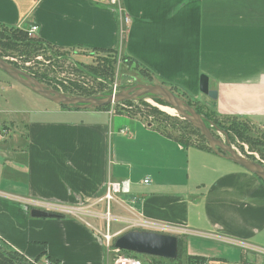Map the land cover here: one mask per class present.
<instances>
[{"label": "crops", "instance_id": "crops-1", "mask_svg": "<svg viewBox=\"0 0 264 264\" xmlns=\"http://www.w3.org/2000/svg\"><path fill=\"white\" fill-rule=\"evenodd\" d=\"M112 1L0 0V23L36 25L35 37L61 49L121 52L155 84L264 131V0ZM202 75L216 100L200 92ZM8 84L35 110L0 107V242L30 261L112 264L93 220L106 226L107 182H128L129 193L110 204L116 238L138 217L188 231L175 236L202 264L264 263L236 245L264 249L262 179L135 115L53 109ZM9 102L0 98V106ZM6 113L14 116L2 121ZM36 203L84 215L34 218L32 210L44 211Z\"/></svg>", "mask_w": 264, "mask_h": 264}, {"label": "rangeland", "instance_id": "rangeland-1", "mask_svg": "<svg viewBox=\"0 0 264 264\" xmlns=\"http://www.w3.org/2000/svg\"><path fill=\"white\" fill-rule=\"evenodd\" d=\"M33 37L37 38L35 37V34L32 36V38ZM46 51L47 52L45 53V56H39L35 60H32L31 62L26 64L27 67H30L32 69L31 71L23 68L22 65H24V63L22 62V59H20L17 55L9 54L11 53L9 51L7 53L3 51V54L7 55L8 57L1 58L6 59L8 62L16 63L20 66L18 67L19 70L28 73L31 76H33L32 72L46 73L48 75V79H46L45 82H40L38 79L37 80L49 89H53L69 95L71 94L67 92L65 90V87L60 83V81L64 79L65 81H67L66 85H68L69 87L71 86V82L69 81H75L78 83V85L86 87L87 89H91L94 92V95H92V97L98 98L107 97L112 94H118L138 85L155 84L156 82L155 80L147 79L148 74L146 73V70H142L138 66H136V68H133L134 63L132 62V60L125 57L121 52L112 54L98 50L88 51L82 49H61ZM47 57H50L51 59L47 60ZM105 60L111 61L112 64V71L109 72L108 76H105V73H102L101 71H94L95 68L102 67V63H104ZM0 80L2 81V83H0V98L4 97L5 99L8 98L10 100V107L0 106L1 110H6V112H18L23 109L28 111L35 110L31 103H28V101L26 102L24 97H21L20 93H18L16 90H11L8 83L16 85L23 93H25V95H29L31 99H37L38 101L42 102L43 106L45 107H51L53 109H59V107L61 108V106L39 96L25 86L19 84L2 70H0ZM161 86L172 91L174 95H176V97L185 102L187 106L191 107L203 119L208 128H210L212 133L219 140L227 145L232 146L239 155L246 158L247 160L264 166L263 130L247 121H233L231 119L227 120L226 118H220L216 116L212 108L207 103L202 102L201 100L187 94L181 88L170 87L169 85ZM157 101H159L160 103H158ZM145 104H149L152 107H155L168 116L178 117L182 119L177 114V112L168 113L164 111L160 106L169 107V105L152 96H144L139 99L133 100L129 105L124 104V102L120 104H113L109 106L108 110L113 109L119 113L137 112V117L144 119L146 122L153 123L156 127L165 130L173 137L184 142L185 144L201 143L203 145H208L207 141L202 142V140L197 135H185L183 131H179V129H181V126L172 128L173 126L169 122H158L157 118H159L160 116L151 115L147 110ZM39 108H42V106ZM10 109H13V111H11ZM12 114H2L1 120L7 121L10 116H14ZM160 118L162 119V117ZM230 128H236L237 130L239 129V131H242L244 140L236 137L235 133L230 132V130H228ZM93 223L96 224L98 230L105 234L107 233V226H105L103 223L100 224L98 222H95L94 220ZM116 227V223L113 222L111 231L114 232ZM186 238L188 239V242L192 239H198L200 238V236L187 235ZM102 239L104 240V237H102ZM139 260L142 262V264H146L147 262H149L148 258L142 255L139 256ZM39 262L40 263L38 264H53L49 259L41 260Z\"/></svg>", "mask_w": 264, "mask_h": 264}, {"label": "water", "instance_id": "water-1", "mask_svg": "<svg viewBox=\"0 0 264 264\" xmlns=\"http://www.w3.org/2000/svg\"><path fill=\"white\" fill-rule=\"evenodd\" d=\"M0 70L4 71L19 84L25 86L39 96L52 101L59 106H65L74 109H99L113 104H120L126 101H133L144 96L155 97L176 110L177 114L185 121L197 129L206 139L209 147L218 155L239 165L246 171L256 175L264 180V166L249 161L239 155L232 146L219 140L208 128L203 119L189 106L180 100L172 91L158 85H138L118 94H112L107 97H82L65 94L53 89H49L40 83L36 78L28 73L22 72L10 64L6 59L0 57ZM200 92L212 100H216L218 93L209 87V79L202 75L200 77ZM34 218H57V214L47 211L34 209L31 211ZM116 249L135 253L138 255H147L160 257L169 260L178 258V237L175 235L154 233L149 231L133 230L117 237L114 244Z\"/></svg>", "mask_w": 264, "mask_h": 264}, {"label": "trees", "instance_id": "trees-1", "mask_svg": "<svg viewBox=\"0 0 264 264\" xmlns=\"http://www.w3.org/2000/svg\"><path fill=\"white\" fill-rule=\"evenodd\" d=\"M46 50H61V48L56 47L40 38H32L28 36L27 31L23 29H19L13 26H7L4 24L0 23V57H8L7 55L3 54L4 52H11L9 54L11 55H17L20 59H22V62L24 65H22L23 68H26L28 70H32L30 67H27L26 64L31 62L32 60H35L39 56H45V53L47 52ZM96 51V50H94ZM98 51H103L107 53H117V51L114 50H98ZM50 57H47V60H50ZM129 59V58H128ZM131 60V59H130ZM134 63V61H132ZM10 64L14 65L15 67H20L16 63L9 62ZM103 66L99 68H95V72L101 71L102 73H105V76L109 75V72L112 71V64L111 61H106L102 63ZM101 64V65H102ZM100 65V66H101ZM144 70V69H142ZM147 72V71H146ZM148 74V73H147ZM32 75L34 78L38 79L40 82H45L46 79H48V75L46 73H39V72H32ZM69 81V79H68ZM65 79L60 81V83L65 87V90L69 92L71 95L74 96H82V97H92L94 95V92L91 89H87L86 87H83L81 85H78L77 82L75 81H69L70 87L66 85ZM73 86V87H72ZM170 87H175L172 85H169ZM178 88V87H177ZM160 103L159 101H157ZM124 104H131V101H126ZM164 105V104H163ZM147 110L150 112L151 115L154 116H160L162 119L159 117L157 118V121L159 122H169L172 124V128H176L177 126H181V129L179 131H183L185 135H197L199 138L202 140V142H206L205 138L200 134V132L195 129L190 123H188L185 120H182L178 117H171L166 115L165 113L159 111L155 107H152L149 104H145ZM62 109L64 110H70V108L61 106ZM109 106L99 108L97 110H105L108 109ZM74 110V109H73ZM213 110V109H212ZM214 112V110H213ZM131 115L137 116V112H129ZM214 114L218 116L215 112ZM227 120L231 119L233 121H237L238 119H232V118H226ZM162 132L165 134L172 136L165 130L161 129L158 127ZM230 132L235 133V136L240 138L241 140L243 139V133L242 131L237 130L236 128H230L228 129ZM189 131V132H188ZM201 144V143H200ZM191 145V144H189ZM207 149H211L208 145H203ZM264 182V180H263ZM58 218L64 217V215H58ZM178 249H179V254L178 258L175 260H169V259H164L160 257H153V256H147V255H142L146 256L148 258V261L146 264H202L203 260L197 257H192L188 256L185 253L184 249V243L183 240L178 238ZM124 254L136 258L139 260L138 254L135 253H130L126 251H122ZM185 258V259H184ZM0 264H32L30 260H28L24 255L19 253L18 251L10 248L8 245H6L3 242H0ZM144 264V263H143Z\"/></svg>", "mask_w": 264, "mask_h": 264}, {"label": "built area", "instance_id": "built-area-1", "mask_svg": "<svg viewBox=\"0 0 264 264\" xmlns=\"http://www.w3.org/2000/svg\"><path fill=\"white\" fill-rule=\"evenodd\" d=\"M112 3L117 4L116 0H113ZM120 13H122L121 9H120ZM124 21L128 22L129 18L125 17ZM38 29H39L38 26L34 25L33 27L30 28V30L27 31V33L30 37H32L34 34L37 33ZM145 183H148V181H145ZM129 191L130 189L128 182L119 183L115 181H108L106 184V194L104 196V201L107 204V209L106 212L104 213L103 219L106 221L107 233L103 235L104 237L103 242L108 257H112V261H113L112 264H142L140 260L130 257L124 254L121 250L116 249L114 246L115 244L114 240L116 239V237L114 234L110 232V223L114 220V217L110 212V204L115 201L117 195L122 193H129ZM35 206L39 208H43L44 211L54 213L57 215H84V213L78 209L66 208L60 205H56L54 203H41V204L36 203ZM85 214H86L85 216L88 215L87 213ZM92 216L99 217L100 215L98 216L97 213H94ZM130 227L132 229H138L140 231H149V232L168 234V235L188 234L187 233L188 231L182 228L168 224L148 221L138 217H136V219L130 223ZM236 245H238L244 251L264 255V249L253 247L243 242H238ZM31 262L32 264L40 263L38 260H33ZM236 264H264V263L241 261Z\"/></svg>", "mask_w": 264, "mask_h": 264}, {"label": "bare ground", "instance_id": "bare-ground-1", "mask_svg": "<svg viewBox=\"0 0 264 264\" xmlns=\"http://www.w3.org/2000/svg\"><path fill=\"white\" fill-rule=\"evenodd\" d=\"M164 111L168 112V113H174L176 112L175 109L170 108V107H166V106H160Z\"/></svg>", "mask_w": 264, "mask_h": 264}]
</instances>
